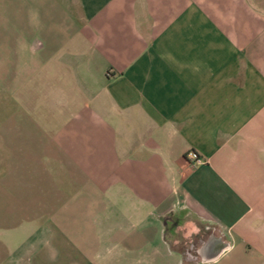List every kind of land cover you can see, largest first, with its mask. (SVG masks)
Here are the masks:
<instances>
[{"label":"crops","instance_id":"crops-1","mask_svg":"<svg viewBox=\"0 0 264 264\" xmlns=\"http://www.w3.org/2000/svg\"><path fill=\"white\" fill-rule=\"evenodd\" d=\"M2 87L0 264H264V0H0Z\"/></svg>","mask_w":264,"mask_h":264},{"label":"rangeland","instance_id":"rangeland-1","mask_svg":"<svg viewBox=\"0 0 264 264\" xmlns=\"http://www.w3.org/2000/svg\"><path fill=\"white\" fill-rule=\"evenodd\" d=\"M4 88H0V210L10 211L13 208H16L15 204L9 202V198H7L5 192V169H6V159L8 152L6 151V144H5V129H6V121L7 117L14 114H21L22 108L20 104L6 102ZM184 242V241H183ZM182 242V243H183ZM185 249V247H184Z\"/></svg>","mask_w":264,"mask_h":264},{"label":"flooded vegetation","instance_id":"flooded-vegetation-1","mask_svg":"<svg viewBox=\"0 0 264 264\" xmlns=\"http://www.w3.org/2000/svg\"><path fill=\"white\" fill-rule=\"evenodd\" d=\"M188 250V249H187ZM190 251V250H189Z\"/></svg>","mask_w":264,"mask_h":264}]
</instances>
